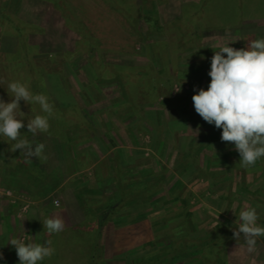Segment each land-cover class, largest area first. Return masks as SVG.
I'll use <instances>...</instances> for the list:
<instances>
[{
	"label": "rangeland",
	"instance_id": "1",
	"mask_svg": "<svg viewBox=\"0 0 264 264\" xmlns=\"http://www.w3.org/2000/svg\"><path fill=\"white\" fill-rule=\"evenodd\" d=\"M179 26L195 31L181 47ZM262 35L264 0H0V97L9 99V80L26 81L49 96L55 113L47 133L26 134L45 144L46 160L25 162L0 141V165L42 178L52 172L47 187L76 173L67 183L79 195L60 188L57 215L34 217L30 195L21 192L19 237L51 239L55 249L40 264H142L185 239L209 246L173 264H242L228 258L232 209L259 205L264 223L262 166L240 165L233 145L217 139L222 129L195 111L192 95L207 87L220 44L240 48ZM21 109L27 122L32 105L21 101ZM89 172L113 176L115 193L97 196L96 179L84 184ZM152 176L164 177L157 190L130 203L131 190ZM46 216H59L64 229L48 234ZM258 241L264 246V237ZM9 254L0 264H18L16 251ZM249 255L245 264H264V254Z\"/></svg>",
	"mask_w": 264,
	"mask_h": 264
},
{
	"label": "clouds",
	"instance_id": "2",
	"mask_svg": "<svg viewBox=\"0 0 264 264\" xmlns=\"http://www.w3.org/2000/svg\"><path fill=\"white\" fill-rule=\"evenodd\" d=\"M231 40L220 44L210 59L207 87H201L192 95L195 111L209 124L222 129L221 140L233 145L239 153L242 167L254 166L264 158V35L246 39L244 47L231 46ZM0 86H5L0 81ZM8 100L0 97V141H7L9 150H20L25 162L36 157L46 160L45 144L35 143L28 138L39 131L47 133L50 118L54 116V104L43 92L34 93L28 82L9 80L6 85ZM21 101L32 105L31 115L25 121ZM38 105L37 110L35 106ZM27 132H21L22 128ZM34 145V146H33ZM259 205L243 202L233 222V238L243 240L246 251H257L258 240L264 237V223H260ZM43 225L48 234L64 229L59 216H46ZM16 251L18 264H40L55 251L52 240L43 243L31 239L10 236ZM4 254L0 252V261Z\"/></svg>",
	"mask_w": 264,
	"mask_h": 264
},
{
	"label": "crops",
	"instance_id": "3",
	"mask_svg": "<svg viewBox=\"0 0 264 264\" xmlns=\"http://www.w3.org/2000/svg\"><path fill=\"white\" fill-rule=\"evenodd\" d=\"M74 175H76V173L65 175L60 174V177H63V179H60L59 183L56 184L50 183V186L47 187L46 180L53 178L52 172L46 177L44 176V178H42L41 175L37 177L24 172L18 165L15 168H11L8 163H3L0 165V252H6V254H4V259H7L8 261L11 258L9 251L15 250V248L10 243H7L8 238L10 236H19L18 233L21 231V192L27 194L28 196L30 195V208L32 209L34 217H36V214H38L37 218L40 220L41 216L46 213V211L49 213V215H57L53 204V198H55V196L59 193L60 188H62V190L65 188L66 191L64 190V192L69 193V196H73V198L77 197V187H68L69 184L67 183L68 180ZM84 175L86 177L84 182L85 185L89 184L88 182L90 178H93L94 180L96 179L98 182L97 187L98 191L100 192H98L97 196H99L101 193L104 194L107 189V193H115L114 186L110 185V183L113 182V176H108L103 172H89L88 174ZM25 182L30 184L28 188L25 185ZM30 187L33 188L32 191ZM87 192L89 194H97V192H94L90 188H88ZM35 220L32 218L30 221L33 222ZM131 226L133 225L131 224ZM227 241L229 242L227 249L229 251L228 258H230V262L241 260L242 264H245L246 262L248 263L250 260V255L246 251V246L244 245L243 240L237 242L233 238V231L231 230V236ZM260 253L264 254V246L260 241H258L256 255ZM14 258L17 259V255L14 256ZM255 263L258 264V261Z\"/></svg>",
	"mask_w": 264,
	"mask_h": 264
},
{
	"label": "trees",
	"instance_id": "4",
	"mask_svg": "<svg viewBox=\"0 0 264 264\" xmlns=\"http://www.w3.org/2000/svg\"><path fill=\"white\" fill-rule=\"evenodd\" d=\"M193 18L196 19V16H194ZM157 27V26H156ZM177 43H178V46L181 47L182 43H184L185 41V38L188 37V35H194L195 36V31H188V29L186 28H182L181 26L178 27L177 29ZM186 36V37H185ZM195 124H197L199 122L196 121V120H193V118L191 119ZM216 130H219L218 128H216ZM221 134L220 136L217 137V139H221ZM209 141L208 140L205 145H201L200 146V149L204 150V149H207L209 147ZM4 155V149H3V146L0 142V156L2 157ZM30 165H34L33 163H31ZM256 166H262V172L261 174L264 175V158H262L261 160L257 161V163L255 164ZM32 167V166H31ZM164 177L163 176H152V177H149L147 179L144 178V180L142 181L145 185H143L142 187H139L138 189H133L131 190L132 191V195L133 198L132 200H130L131 202L130 203H133V201H147V192L149 191L150 188L154 187L156 188L155 190H157V187L160 183L161 180H163ZM124 183L121 182L119 187L121 188V197L122 198H126V192L122 191L123 190V185ZM125 186V185H124ZM155 193V192H154ZM204 245H207L209 246V243L207 241H201V240H197L196 242L194 241L193 243H188V240L185 239L183 240V243H182V246H174V243L173 245L171 246V249L168 248L167 250H165L164 252H160L158 253L155 257H151L150 259H148V261H146L145 263H142V264H173V262L179 258H181L182 256L184 255H188V254H191L193 253V250L194 249H198V251H202ZM213 246L210 245V249L212 248ZM213 250V249H212ZM209 257L207 259H205V262H209Z\"/></svg>",
	"mask_w": 264,
	"mask_h": 264
}]
</instances>
